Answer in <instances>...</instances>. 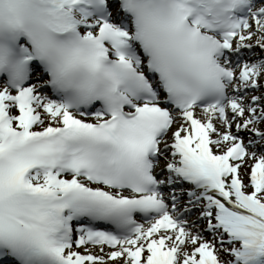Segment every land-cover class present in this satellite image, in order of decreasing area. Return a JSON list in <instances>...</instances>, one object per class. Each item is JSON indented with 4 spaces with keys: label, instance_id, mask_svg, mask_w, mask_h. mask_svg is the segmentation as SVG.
Here are the masks:
<instances>
[{
    "label": "snow or ice",
    "instance_id": "snow-or-ice-1",
    "mask_svg": "<svg viewBox=\"0 0 264 264\" xmlns=\"http://www.w3.org/2000/svg\"><path fill=\"white\" fill-rule=\"evenodd\" d=\"M0 264H264V0H0Z\"/></svg>",
    "mask_w": 264,
    "mask_h": 264
}]
</instances>
